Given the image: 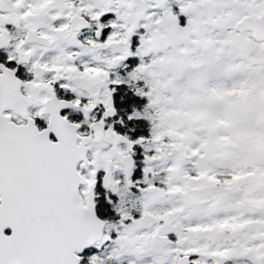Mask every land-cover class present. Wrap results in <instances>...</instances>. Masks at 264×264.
Listing matches in <instances>:
<instances>
[{
    "label": "snow or ice",
    "instance_id": "snow-or-ice-1",
    "mask_svg": "<svg viewBox=\"0 0 264 264\" xmlns=\"http://www.w3.org/2000/svg\"><path fill=\"white\" fill-rule=\"evenodd\" d=\"M0 264H264V0H0Z\"/></svg>",
    "mask_w": 264,
    "mask_h": 264
}]
</instances>
